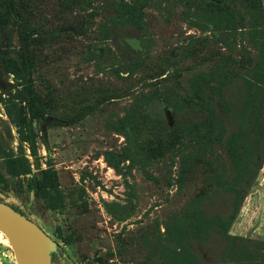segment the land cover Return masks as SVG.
I'll list each match as a JSON object with an SVG mask.
<instances>
[{"label":"rangeland","instance_id":"rangeland-1","mask_svg":"<svg viewBox=\"0 0 264 264\" xmlns=\"http://www.w3.org/2000/svg\"><path fill=\"white\" fill-rule=\"evenodd\" d=\"M62 1L24 0L31 22L52 35L34 52V87L50 108L33 122L36 157L22 146L32 170L24 180L50 167L58 191L45 200L5 174V157L21 153L13 109L5 107L7 93L16 89L7 74L12 87H0V175L8 179L0 181L3 202L57 243L53 264H264V224L254 234L243 235L249 225L233 228L241 235L227 231L240 240L223 237L235 201L229 184L237 176L244 189L255 162L249 133L264 128L252 118L255 110L264 114V97L252 99L238 88L242 77L264 82L261 16L226 0L245 22L225 31L223 17L200 2L138 0L144 7L138 30L107 10L108 0L70 10ZM206 80L228 88L219 108L212 107V124L220 135H234L240 146L235 166L216 144L212 155L210 148L200 155L197 130L205 114L198 99ZM140 111L151 115V143L162 127L181 130L160 158L134 154L121 133L122 119ZM260 169L257 176L264 177ZM258 206L251 201L250 217ZM0 264H16L1 232Z\"/></svg>","mask_w":264,"mask_h":264},{"label":"trees","instance_id":"trees-1","mask_svg":"<svg viewBox=\"0 0 264 264\" xmlns=\"http://www.w3.org/2000/svg\"><path fill=\"white\" fill-rule=\"evenodd\" d=\"M104 0H63L62 5L65 9L70 10L73 6H92L93 2ZM193 2H200L207 7L210 12H217L223 19L219 20L222 24V29L225 31H232L243 26L245 18L241 12L230 7L226 0H192ZM235 4L238 3L242 8L256 12L261 16L264 22V0H232ZM107 10H113L120 14L121 18L129 26L141 30L142 17L144 14V7L138 0L121 1L120 3L109 1ZM240 27V28H241ZM16 36V44L13 45L12 40ZM52 35L40 28L35 27L31 22L30 17L26 12L24 0H0V71L3 69L8 75H11L16 83L14 92L7 93L8 100L5 107L8 110L11 106L14 116V122L17 127L18 140L20 144V151L18 155L10 154L4 159V171L7 177L11 180H16L21 186L28 185L41 192L45 200L50 199L54 192L58 191V175L53 168H47L40 171L41 177L37 175L31 176L27 182L24 178L31 175V166L27 157L24 154L22 146H27L30 156L37 155V140L33 128V122L43 120L49 112V101L44 100L36 91L33 81L34 70V52L37 48L44 46ZM120 74L119 69L115 71ZM240 90H244L252 99L264 97V82L260 83L255 80L242 79ZM206 91L199 97L200 108L205 114V119L202 123V129L197 130V146L202 149L200 155L210 148V155L213 154L212 146L218 145L220 150L229 159L231 165L235 166L236 160L240 156V146L235 145L234 135L224 137L220 135L219 130H215L212 124V117L214 118L213 108H219L218 102L228 93V88L222 85H212L210 80L205 81ZM212 109V110H211ZM151 115L147 111H140L136 116L125 117L121 121V133L131 145L133 153L144 156L146 160H154L163 155L164 149L176 144L181 137V130L178 127L160 128L156 139L153 143L149 140L150 127L149 120ZM253 120L258 123L260 120L264 125V114L262 115L258 110L252 114ZM225 133V131L223 132ZM249 134L255 137L253 158L255 160L251 176L245 182V187L239 189L240 181L237 176L233 178L229 187H234L235 201L233 202V209L223 237L226 240H240V237H233L228 235L232 223L236 219L243 200L252 185L254 184L258 175L259 168L264 161V128L259 130H252ZM207 153V152H206ZM220 157V156H219ZM222 160V159H221ZM116 168V165H113ZM0 181L7 183L8 179L0 175ZM0 201L3 200L0 198ZM15 210L25 216V214L18 208L12 206ZM57 208V207H50ZM27 217V216H26ZM28 218V217H27ZM30 219V218H29ZM196 219V218H195ZM194 230L200 234L199 226L194 223ZM53 254L51 255L52 264L54 263ZM67 264H70L66 260ZM254 261H241L234 264H246ZM97 263L101 264V259H97ZM222 264H229L221 262ZM198 264V263H194Z\"/></svg>","mask_w":264,"mask_h":264},{"label":"water","instance_id":"water-1","mask_svg":"<svg viewBox=\"0 0 264 264\" xmlns=\"http://www.w3.org/2000/svg\"><path fill=\"white\" fill-rule=\"evenodd\" d=\"M0 87L9 90L7 73L1 69ZM169 115V111H166ZM3 125L7 127L6 122ZM172 125H170L171 127ZM0 232L13 252L16 264H52L51 255L58 250L57 243L41 227L13 207L0 201ZM70 264L72 262L67 259Z\"/></svg>","mask_w":264,"mask_h":264},{"label":"crops","instance_id":"crops-1","mask_svg":"<svg viewBox=\"0 0 264 264\" xmlns=\"http://www.w3.org/2000/svg\"><path fill=\"white\" fill-rule=\"evenodd\" d=\"M264 162L261 166L260 169V173L264 174ZM262 175L259 174V176H257L254 185L252 186V188L249 190V192L247 193L245 199H244V203L241 206V209L236 217V219L234 220V222L232 223L230 229H229V233L231 235H241V233H237V232H233V228L235 227L236 230L240 229L242 230V227L244 226H248L247 229L244 231L245 233L243 235H246L248 233L250 234H254L255 232H257V230H260L264 224V207L262 208L261 205L264 206V177H261ZM264 176V175H263ZM258 193H260L258 195ZM258 201V212L254 214L253 217H250L251 212L249 213L248 210H252L251 206V201ZM248 211V212H247ZM246 212V214H245ZM245 214V215H244ZM244 225V226H243ZM242 226V227H241Z\"/></svg>","mask_w":264,"mask_h":264},{"label":"flooded vegetation","instance_id":"flooded-vegetation-1","mask_svg":"<svg viewBox=\"0 0 264 264\" xmlns=\"http://www.w3.org/2000/svg\"><path fill=\"white\" fill-rule=\"evenodd\" d=\"M0 73H1V71H0ZM6 91V90H5ZM3 122H5V121H3ZM4 126V125H3ZM5 127V126H4ZM264 162V161H263ZM263 164V163H262ZM262 164H261V166H262ZM261 166H260V168H261ZM259 168V169H260ZM250 190V189H249ZM249 190H248V192H249ZM247 192V193H248ZM247 195V194H246ZM12 207V206H11ZM262 249L264 250V246L262 247ZM58 254H57V252L56 253H53V256H52V258H53V261H54V259H55V257L57 256Z\"/></svg>","mask_w":264,"mask_h":264}]
</instances>
